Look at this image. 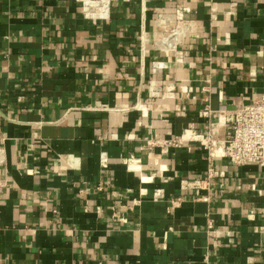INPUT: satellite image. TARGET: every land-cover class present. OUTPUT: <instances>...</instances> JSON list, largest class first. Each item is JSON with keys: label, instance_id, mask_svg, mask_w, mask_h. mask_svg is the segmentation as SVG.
<instances>
[{"label": "crops", "instance_id": "1", "mask_svg": "<svg viewBox=\"0 0 264 264\" xmlns=\"http://www.w3.org/2000/svg\"><path fill=\"white\" fill-rule=\"evenodd\" d=\"M104 6L0 0V264H264V167L184 185L208 165L186 129L222 140L264 92V0Z\"/></svg>", "mask_w": 264, "mask_h": 264}, {"label": "built area", "instance_id": "2", "mask_svg": "<svg viewBox=\"0 0 264 264\" xmlns=\"http://www.w3.org/2000/svg\"><path fill=\"white\" fill-rule=\"evenodd\" d=\"M81 2L82 12L85 17L95 19H103L106 16L104 6L105 0H79ZM182 31L181 27H177L175 35H179ZM170 38V37H169ZM169 38L163 39L169 46L171 45ZM232 111L228 114V118L222 120L225 127V134L222 140L212 138L209 132L198 134L194 125L186 129L188 140H196L207 152V175L204 179H191L184 181V185L194 190L211 191L215 188V165L218 159H227L237 166H246L256 164L264 167V92L254 96L249 101L243 100L233 101ZM201 113L208 121L211 117L221 120L226 115L225 110L212 111L207 104ZM181 140L173 138L163 142L180 146ZM157 143L162 144L159 140ZM7 188V182L0 179V200ZM205 200L208 196H203ZM177 200H171L173 206Z\"/></svg>", "mask_w": 264, "mask_h": 264}]
</instances>
